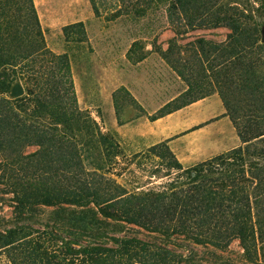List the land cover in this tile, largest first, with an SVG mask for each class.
<instances>
[{
    "label": "trees",
    "instance_id": "1",
    "mask_svg": "<svg viewBox=\"0 0 264 264\" xmlns=\"http://www.w3.org/2000/svg\"><path fill=\"white\" fill-rule=\"evenodd\" d=\"M128 3L137 17L162 9L175 36L228 30L219 41L178 46L172 38L166 50L155 48L186 88L149 119L215 94L240 146L188 167L167 141L126 155L79 108L69 57L47 47L33 0H0V257L8 264H264V0ZM62 33L66 43L87 42L82 22ZM15 85L19 97L11 95ZM120 91L112 95L116 112ZM234 242L241 253L229 259Z\"/></svg>",
    "mask_w": 264,
    "mask_h": 264
},
{
    "label": "rangeland",
    "instance_id": "2",
    "mask_svg": "<svg viewBox=\"0 0 264 264\" xmlns=\"http://www.w3.org/2000/svg\"><path fill=\"white\" fill-rule=\"evenodd\" d=\"M43 30L47 47L57 54L69 57L77 103L87 111L104 132L112 133L126 155L135 154L137 144L146 143V133L154 115L168 102L178 97L186 88L176 74L155 53V48L166 50L168 41L176 38L178 46H184L197 37L216 41L225 39V28L200 30L175 36L170 29L162 9L152 10L146 17H137L130 11L128 0H95L98 16L93 12L90 0H33ZM117 12L121 14L115 17ZM117 16V15H116ZM82 22L87 42L66 43L64 26ZM134 42L138 43L131 58L127 53ZM144 56V59L137 61ZM130 87L140 100L127 90ZM120 88L116 112L112 95ZM130 94V95H128ZM204 112V113H203ZM207 112V113H206ZM213 116L212 124L201 138L203 148L179 149L178 160L188 167L215 154L240 146L230 120L217 95H211L194 108L183 109L173 115V126H179L173 138L192 134L198 130L205 116ZM206 113V114H205ZM151 114V115H148ZM184 120V121H183ZM208 121V122H209ZM185 122V128L182 123ZM132 124L123 129L124 124ZM196 128V129H195ZM141 135H138V130ZM191 139V137H190ZM194 139H191L193 144ZM33 148L28 151H33ZM241 250L237 242L231 244L225 256L236 259ZM0 264H8L0 257Z\"/></svg>",
    "mask_w": 264,
    "mask_h": 264
},
{
    "label": "crops",
    "instance_id": "3",
    "mask_svg": "<svg viewBox=\"0 0 264 264\" xmlns=\"http://www.w3.org/2000/svg\"><path fill=\"white\" fill-rule=\"evenodd\" d=\"M127 90L130 92L131 95L134 96V99L135 100H140L137 98L136 96V93L135 91H133L130 87H127ZM185 90V89H184ZM206 100L205 99H202L200 101H197L189 106H186L178 111H175L169 115H166L160 119H157L153 122H151L149 124V127H148V130H147V133H146V143H144L141 147L140 143L137 144V149L138 151H136L135 153L137 152H140V151H144L146 149H148L149 147L153 146V145H156V144H159L161 142H165L167 141L168 142V146L170 147V149L173 151V153L175 154V156H179V149H189V148H192V149H199V148H203V145H201V143H199L201 141V138H203V135L206 133L208 127L212 124H216L218 122H213L211 123L209 120L213 117V116H210L209 114H206V115H201L203 113H200V119L205 116L204 120L201 122L202 124L199 125L198 127V130H193L192 133L193 135L196 134V136H192V134H186L185 136H182V137H179V138H173L174 134L178 131V127L179 126H173L172 125V122L170 121L172 119V116L173 115H176L178 114L179 116L181 111L184 109H190V108H194L198 105H200V103H203V101ZM148 115H151V114H148ZM184 121V120H183ZM209 121V122H208ZM126 127H128L129 131L131 130V127H132V124L128 123V124H124L123 126V129L126 130ZM182 127L185 128V122L182 123ZM138 135H141V130L139 129L138 130ZM205 136V135H204ZM194 139V142L193 144L190 142L191 139ZM220 154V153H218ZM217 155V154H215ZM213 155V156H215ZM211 156V157H213ZM209 157V158H211ZM207 158V159H209ZM205 159V160H207ZM204 161V160H203ZM201 162V161H200ZM198 163V162H197ZM196 164V163H194ZM193 164V165H194Z\"/></svg>",
    "mask_w": 264,
    "mask_h": 264
},
{
    "label": "water",
    "instance_id": "4",
    "mask_svg": "<svg viewBox=\"0 0 264 264\" xmlns=\"http://www.w3.org/2000/svg\"><path fill=\"white\" fill-rule=\"evenodd\" d=\"M263 42H264V37H263ZM23 94V90L21 89V87L19 85H15L13 88H12V91H11V95L13 97H19L20 95Z\"/></svg>",
    "mask_w": 264,
    "mask_h": 264
}]
</instances>
